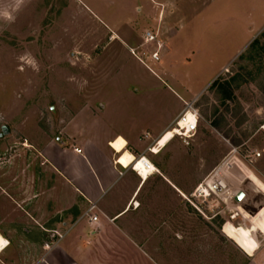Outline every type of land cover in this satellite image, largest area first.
<instances>
[{"label":"rangeland","instance_id":"obj_1","mask_svg":"<svg viewBox=\"0 0 264 264\" xmlns=\"http://www.w3.org/2000/svg\"><path fill=\"white\" fill-rule=\"evenodd\" d=\"M92 1L99 15L108 7L105 0ZM110 1L116 4L110 10L115 14L119 1ZM180 2L182 12L165 19L178 27L165 48L158 42L163 26L159 15L156 26L143 30L144 37L139 29L127 32L140 44L120 49L106 71L103 93L122 97L113 99L110 107L119 127L129 122L158 124L178 102L169 83L161 84L132 60L149 68L137 46L156 62L159 51L167 49L176 60L188 57L176 69L180 83L189 93L203 86L191 99L199 112L196 134L189 145L174 138L154 154L160 169L143 185L140 207L130 204L128 230L141 237L147 251L150 244L158 253L170 251L173 264H246L249 255L264 264V17L245 15L246 6L256 5L255 0ZM86 4L88 0H0V133L2 125L9 132L0 136V232L9 234L0 264H32L43 252L41 233L46 244L62 235L44 232L42 215L34 210L31 219L24 210L50 207L36 194L59 191L57 185L52 188V179H42L40 172L47 168L38 150L60 135L80 107L94 103L103 73L102 48L118 32L114 26L105 27ZM146 32L155 39L147 41ZM155 51L157 59L152 58ZM118 62L127 64L116 72ZM215 80L230 82V97L210 89ZM131 89L143 97H128ZM125 144L119 137L111 146L120 153ZM219 170L230 174L233 190L246 193L240 212L231 211L226 198L220 199L224 195L195 191ZM136 183L135 174H130L122 185L127 191ZM126 197V192L121 195ZM11 219L17 228L11 229Z\"/></svg>","mask_w":264,"mask_h":264},{"label":"crops","instance_id":"obj_2","mask_svg":"<svg viewBox=\"0 0 264 264\" xmlns=\"http://www.w3.org/2000/svg\"><path fill=\"white\" fill-rule=\"evenodd\" d=\"M105 1L108 2V7L105 10L102 8L100 15L97 14V9L94 10L95 5L92 0H88L89 4L85 5L91 14L105 24V27L109 28L111 25L118 29L116 36L102 48L99 61L103 73L98 88L93 94L94 103L80 107L64 124L59 132L60 135L49 138L38 150L41 164L47 168L40 172L42 179H52V188L57 185L59 191L52 193L42 191V194H36L38 200L46 199L51 206L32 207L28 209L29 212L27 210L24 212L33 219L32 213L36 210L42 215L43 221L40 225L44 232L55 230L62 235L52 244H46L44 234L41 233L43 252L32 264H173L170 260L172 259V255H169L170 251L158 253L155 244H150L147 251L145 245L141 243V237L138 234H130L128 230L130 219L127 214L130 204L134 203L135 206L138 204L137 208L140 207L138 195L143 185L147 180L155 177L160 169L154 155L157 153L146 150V147L155 145L185 103L190 102L203 86L189 93V89L180 83L176 69L181 63H186L188 57L181 56V59L176 60L172 57L170 49H167L164 54L159 51L161 56L159 62L153 61L149 59L146 51L141 50V46H137L140 43L130 40L127 32L139 29L140 37H144L145 29L156 26L155 18L161 15L160 26L161 22L163 26L159 28L161 39L158 42L163 43L160 49L165 48L171 42L170 35L178 30V27L170 26L165 19L182 12V8L178 5L184 0H118V10L115 14L110 10L114 9L112 5L116 4L110 0ZM255 1L256 5L251 3L246 6L245 15L264 17V0ZM198 13L195 12V17H198ZM112 17L115 18L112 20ZM123 30L125 31L121 32ZM114 43L119 46L116 48V54L111 53L115 51ZM135 44L138 52L147 58L149 68L137 58L132 60L161 84L166 86L169 83L171 86L169 85L168 90L176 96L178 102L175 109L158 124L129 122L119 127L115 126V113L110 111V107L113 99L116 101L122 99L121 94L112 95L110 91L103 93V86L107 83L106 71L113 66L112 60L118 56L119 50L129 49ZM123 61L126 62L125 59ZM126 64L124 62L115 64L116 72L121 71ZM126 94L134 100L143 97L138 89H131ZM148 114L146 113L145 116L147 117ZM119 137L126 143L122 151L127 150L134 157H144L156 171L142 177L130 165L124 167L118 163L122 151L117 153L111 143ZM130 174H135L137 183L126 191L122 184ZM125 192L127 197L123 199L121 195H125ZM91 204H94L95 208L86 214ZM93 214L97 216L96 221L89 219V215ZM135 220L133 221L136 222ZM17 224L12 219L9 221V225H13L11 229L17 228L15 227ZM24 224L20 223L21 226ZM162 225H167V220H163ZM22 229L24 234L30 232L27 227ZM156 232L155 230L154 233ZM0 234L8 244L9 234L5 232ZM7 244L1 251L7 247ZM246 264L262 263L253 255H249Z\"/></svg>","mask_w":264,"mask_h":264},{"label":"built area","instance_id":"obj_3","mask_svg":"<svg viewBox=\"0 0 264 264\" xmlns=\"http://www.w3.org/2000/svg\"><path fill=\"white\" fill-rule=\"evenodd\" d=\"M145 38L147 41H152L155 39L154 35H152L150 32H146ZM158 53L155 51L152 53V58L157 59L158 58ZM198 122H199V112L198 109L196 107H194L193 102H188L185 103L184 107L182 108V110L179 112V114L172 120V122L168 125L166 131H170L171 132V137L170 140L174 139V138H178L184 145H189L191 139L194 137V135L197 132L198 129ZM147 150L152 152V148L151 147H147ZM77 151H79V149H77ZM259 155V154H258ZM133 162L130 164L131 168L136 171V173L140 174L139 170L137 169L136 165L142 161L143 165L149 169L150 163L148 162V160H146L144 157L138 156V157H134L133 156ZM156 171V169H152L151 171L147 172V175L152 174ZM141 175V174H140ZM145 175V176H147ZM142 177H145L143 175H141ZM202 184H199L196 187V191H199V186ZM205 189L208 190V195H209V191H212L214 193H216L218 196L220 195H224V197H220L221 200H224V198H226L224 201H227L228 206L231 207V211L236 210L238 211V205L242 206L245 198H246V193H244V197L240 200V201H236L235 200V195L237 194V192L239 190H233L230 185L227 188H223L220 189L218 187H209L207 186L206 182H205ZM205 193V192H204ZM95 208L94 204H91L87 211L86 214H88L90 211H92ZM239 212V211H238ZM238 212L233 213L231 215V218H234L235 216H237ZM89 219L90 221H96L97 216L96 215H89ZM59 237H61V235H59Z\"/></svg>","mask_w":264,"mask_h":264},{"label":"bare ground","instance_id":"obj_4","mask_svg":"<svg viewBox=\"0 0 264 264\" xmlns=\"http://www.w3.org/2000/svg\"><path fill=\"white\" fill-rule=\"evenodd\" d=\"M171 132L170 131H165L158 139H157V142L155 143V145L151 146L152 148V152L153 153H159V151L164 147L165 144H168L171 140H170V137H171ZM133 155L128 152L127 150L125 151H122L120 154H119V157H118V163H120L122 166L124 167H128L132 162H133ZM137 169L139 170L140 174L145 176L147 175V172L151 171L152 169H154V166L150 163V166H149V169H147L142 161L139 162L137 165H136ZM229 173L226 172L225 170H219V171H216L214 174H211L207 180H206V184L207 186L209 187H218L220 189H223V188H227L229 185H230V182L234 183L231 178H230V174L228 175ZM247 176H252L250 174V172H248V175ZM146 177V176H145ZM253 178V176H252ZM257 184H260L258 182V179H256L255 177L253 178ZM238 185V184H237ZM199 191L201 192H205L206 195H208V190L205 189L204 185H200L199 186ZM242 191V190H241ZM246 199V198H245ZM238 211H239V205H238ZM259 211V210H258ZM257 211V212H258ZM240 212V211H239ZM256 212V213H257ZM255 213V214H256ZM254 214V215H255ZM0 241H3L4 244H3V247H0V251L4 248V246L7 244L5 242V240L0 236Z\"/></svg>","mask_w":264,"mask_h":264},{"label":"trees","instance_id":"obj_5","mask_svg":"<svg viewBox=\"0 0 264 264\" xmlns=\"http://www.w3.org/2000/svg\"><path fill=\"white\" fill-rule=\"evenodd\" d=\"M258 40L255 39L252 43L251 46L253 47L255 44H257ZM218 88V90L221 91L222 95L224 98H228L231 96V89H230V82L229 81H224L223 83L220 82L219 80H215L212 85L210 86V89Z\"/></svg>","mask_w":264,"mask_h":264},{"label":"water","instance_id":"obj_6","mask_svg":"<svg viewBox=\"0 0 264 264\" xmlns=\"http://www.w3.org/2000/svg\"><path fill=\"white\" fill-rule=\"evenodd\" d=\"M8 130H7V128H6V126L5 125H2L1 126V133H0V136H2V135H8ZM244 197V192L243 191H241V190H239L238 192H237V194L235 195V200L236 201H240L242 198Z\"/></svg>","mask_w":264,"mask_h":264},{"label":"snow or ice","instance_id":"obj_7","mask_svg":"<svg viewBox=\"0 0 264 264\" xmlns=\"http://www.w3.org/2000/svg\"><path fill=\"white\" fill-rule=\"evenodd\" d=\"M4 242L0 241V247H3Z\"/></svg>","mask_w":264,"mask_h":264}]
</instances>
